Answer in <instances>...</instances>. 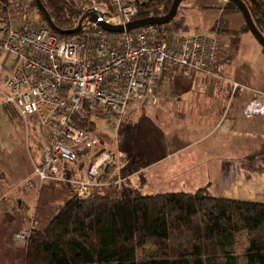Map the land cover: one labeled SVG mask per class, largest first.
Listing matches in <instances>:
<instances>
[{"label": "built area", "instance_id": "built-area-1", "mask_svg": "<svg viewBox=\"0 0 264 264\" xmlns=\"http://www.w3.org/2000/svg\"><path fill=\"white\" fill-rule=\"evenodd\" d=\"M21 1L26 0H0V11ZM106 1L111 10L105 19L124 24L138 12L137 4L148 0ZM26 11L7 10L0 18V92L26 123L35 118L43 132V158L34 169L41 181L60 178V162L72 161L77 148H92L90 133L81 127L88 110L102 114L119 129L129 121L130 102L155 97L164 69L222 77L223 44L217 32L198 27L176 39L174 34L166 36L164 26L114 33L90 21L79 32L63 36L42 20L24 16ZM238 86L234 82L233 90ZM244 112L263 113L264 92L257 91ZM110 160L111 153L102 150L84 178L65 180L77 183V194L87 198L92 179ZM23 184L32 189L29 180ZM38 224L36 216L30 217L28 226L14 234L16 241L24 244Z\"/></svg>", "mask_w": 264, "mask_h": 264}, {"label": "trees", "instance_id": "trees-1", "mask_svg": "<svg viewBox=\"0 0 264 264\" xmlns=\"http://www.w3.org/2000/svg\"><path fill=\"white\" fill-rule=\"evenodd\" d=\"M1 1L7 3V0ZM94 1L101 0L90 2ZM172 2H140L132 19L163 15ZM244 2L264 36V0ZM8 5L0 11V18L7 15V10L23 12L34 7L40 20L47 23L35 0ZM88 9L91 8L77 7L71 0L67 13L49 11L57 26L69 29ZM110 10L109 5L107 12ZM89 22L86 18L83 26ZM159 26L166 27L167 37L174 34L170 22ZM240 32L251 33L245 21ZM260 46L264 52V47ZM179 72L184 76L190 74ZM172 74V70L164 69L161 79L169 80ZM12 110L19 114L14 106ZM97 116L103 117L88 110L81 127L90 133L96 127ZM88 150L79 147L72 161L63 160L60 164L73 163L78 155ZM119 162V153H111V160L95 177L97 181L92 179L93 186L87 198L80 197L78 184L70 182L76 184L72 196L55 210L44 228L32 229L23 244L26 249L24 264H264L263 201L214 195L207 186L193 191L142 193L130 187L128 180L123 181L120 171L114 176ZM46 179L66 181L64 177ZM25 180L32 183L28 178L23 183ZM44 180L39 179L41 184ZM113 185L121 186L117 197L108 192V187Z\"/></svg>", "mask_w": 264, "mask_h": 264}, {"label": "crops", "instance_id": "crops-1", "mask_svg": "<svg viewBox=\"0 0 264 264\" xmlns=\"http://www.w3.org/2000/svg\"><path fill=\"white\" fill-rule=\"evenodd\" d=\"M254 49L258 62L264 67V52L260 46H254ZM229 61H231V57L223 52L221 63H228ZM202 74H198V71H191L188 76H184L179 71H174L169 80H160L154 103L165 106L167 103L165 101H168L170 111H183L193 115V120L201 124L198 126L203 131L201 138L213 136L207 143L204 153H199L196 149L191 150V147L205 139L196 138L188 143L178 145L179 135H186L185 137L190 135L186 132L171 133V130H169V138L145 144L144 147L148 149L145 155H140L137 151L131 155L130 143H139L138 140L130 143H126V141L124 143H111L109 149L101 148V150L119 153L120 162L114 176L120 171L123 181L128 180L127 184L130 187L136 188L142 193L191 191L185 188H189L188 186H191L190 181L197 178L198 181L200 180L199 187L207 186L209 192L214 195L264 202V112L256 113L253 116H247L244 112L247 101L254 98L257 91L264 92V72L250 75V80L245 75L238 80L235 79L236 82L249 88L247 93L241 94L237 92L239 88L232 93L229 90L230 84L227 85L226 81L222 82L223 85H212L211 83L221 80L204 78ZM182 76L189 79L187 81L191 83L192 87H194L196 80L207 81L210 89H205V86H202L201 90H194L192 87V90L181 89ZM230 95H233L232 99ZM236 95L240 96L237 97V102L234 100ZM149 99H152L153 102L151 96H146L138 104L143 106L150 101ZM159 100H163V102H159ZM0 103L2 105L6 103L2 94H0ZM127 109V114L130 117L137 107L131 106ZM15 126L21 131L16 140L22 147L23 144L26 147V143L28 146V140L31 136L29 125H27L26 132H23L21 125L20 127ZM133 127L134 125L124 123L118 131L120 132L121 129L129 130ZM185 131H193V129L188 128ZM37 139H39L38 136ZM229 148H234V151L229 153ZM42 154L43 152L40 157ZM97 154L98 152L95 151L94 153L91 150L85 152L84 155H78L77 159L73 161L78 165L76 171L69 167L72 162H62L60 168L62 173L65 170L64 178H83L88 163L91 161L88 162L83 158L93 159ZM41 160L42 158H40V163ZM200 168H203L204 174H195L196 170ZM11 174L12 176L10 171H3L1 166L0 230L5 228L7 237L4 238L0 235V249L4 250L0 264H5V262L8 264L15 257L25 258L26 249L23 244L16 241L14 234L28 226V218L33 214H30L33 199L37 202L36 211L38 212L40 205H42L40 194L43 192V195H49L45 201L48 220L60 206V201L55 198L65 194L62 183H67L73 189L76 187V184L59 180H53L51 185L41 184L38 176L29 169L16 175H13V172ZM25 178L32 180V184L38 185L39 188L36 189L33 186L31 191L25 190L23 187ZM95 179L97 181V178ZM144 189L148 191H143ZM71 191L73 194L74 190ZM18 206H21V212L18 211ZM12 208L17 211L16 214ZM9 209L11 211L8 214Z\"/></svg>", "mask_w": 264, "mask_h": 264}, {"label": "rangeland", "instance_id": "rangeland-1", "mask_svg": "<svg viewBox=\"0 0 264 264\" xmlns=\"http://www.w3.org/2000/svg\"><path fill=\"white\" fill-rule=\"evenodd\" d=\"M42 1L52 13L57 14L59 12L67 13L68 5L71 0ZM73 3L81 9H84L87 6L89 8L97 7V9L102 12H107L109 6V2L106 0H101L100 2L94 1L93 3H81L80 0H73ZM24 16L31 17L33 20L40 19V14L34 7H29L26 13H24ZM243 21L244 18L242 16V13L240 12L237 5L231 0H183L178 7L175 18L170 22V24L174 29L173 32L176 39L180 38L184 34L190 33L192 30L198 27L201 28L200 30H204L206 32H217L221 36L223 52L231 57V61H229L228 63H221L223 76L215 78L213 76L202 74L200 72H198V74H202L204 78H210L211 80H221L211 83L212 85H223V83L226 81L227 85L230 84L231 89L229 86V90L233 93L234 90L232 84L236 82L235 79L238 80V78H241L243 75H245L246 78L250 80V75L260 74L264 72V67L260 62H258L254 49V46L258 47L260 46V43L250 32H240V27ZM175 71H179V69ZM181 78V89L201 90L200 88L202 86H205V89H210L207 81L196 80L194 82V87H192L191 83L187 81L189 80L188 78H185L183 76ZM239 85L240 87L237 92H239L240 94L248 92L249 88H246L245 85H241L240 83ZM0 94L2 93L0 92ZM230 96L232 99L233 95ZM237 97L239 98L240 96H235V102L238 101ZM149 100L150 101L143 106L138 104L142 100L129 103L128 107H137L136 111L132 113V115H130L129 121L126 123L127 125H134V127L129 130L121 129L119 132L118 128L107 119L101 116H97L95 118L96 127L90 132L93 140V146L88 151L92 150L94 151V153L95 151L99 153L102 151L101 148L109 149L111 143H124V141H126V143H130L131 141L136 142L138 140L139 143H130L132 150L131 155H133V152L135 151L139 152L140 155H145L147 153L146 150H148L144 147L145 144L169 138V130H171V133L180 132L179 134H181L182 132H186L190 135L187 137H185L186 135H179L177 139V141L179 142L178 145H182L186 142L188 143L190 140H195L196 138H201V136L203 135V131L200 127H198L201 126V124L193 120V115H189L183 111H170L168 101H165L167 102L165 106L160 104L156 105V103H154V101L156 100V96L153 98V102L152 99ZM159 102H163V100H159ZM7 104L10 103H5V105H2L0 103V168L2 166L3 171H10L11 176V172H13V175H16L17 173H21L22 171H27V169L31 171L33 170L34 173L35 166L40 165V158H43V154L40 157V154L44 151V148L42 146L43 132L35 118H28V123H26V120L20 114L15 113L12 110L13 105ZM15 125H18L19 127L21 125V127L23 128V132H26L27 125H29L31 136L28 140V146L26 143V147L24 146V144L22 147L19 141L16 140L18 136H20L21 131ZM188 128H192L193 131H185L188 130ZM37 136L39 137V139H37ZM212 137L201 138L200 140H205L196 143L193 147H191V150L196 149L199 153H204L206 151V145ZM23 140H25L24 137ZM229 149V153H231L232 150L234 151V148ZM83 159L87 160L88 162L91 160L88 163V166L94 160V158ZM69 167L73 168L75 171L78 169V165L76 163H71ZM195 174H204L203 168L196 170ZM64 175L65 170L63 173H61L60 178H63ZM199 181L197 178L192 179L190 181L191 186H188L189 188L185 189H190L191 191L197 189L199 187ZM52 182L54 181L50 179H46L43 181L44 184L50 185L52 184ZM62 184L65 190V194L55 198L56 200L60 201L59 208L70 196H72L71 190H73V188L71 186H68L67 183ZM33 186L36 189L39 188L38 185ZM120 190V185H113L111 187H108V192L112 197H117L120 194ZM143 191L148 190L144 189ZM40 197V202L42 205H40V207L38 205L39 209L37 212V202L33 199L30 211V214H33L30 217H32L33 215H37L39 218V224L37 227L44 228L48 224L54 213L52 212L53 214H51V216L47 220V203H45V201L49 198V195H43L42 192L40 194ZM22 206L25 209L24 205ZM17 209L20 212L22 210L20 206H18ZM12 210L14 214L17 213V211H14L13 208ZM10 211L11 210L9 209L8 214ZM6 227L8 228L7 223ZM6 234L7 231L5 228L0 230V235L2 237L6 238ZM3 253L4 250L0 249V260ZM24 259L25 258L22 257H15L13 258V261L9 262L8 264H24Z\"/></svg>", "mask_w": 264, "mask_h": 264}, {"label": "water", "instance_id": "water-1", "mask_svg": "<svg viewBox=\"0 0 264 264\" xmlns=\"http://www.w3.org/2000/svg\"><path fill=\"white\" fill-rule=\"evenodd\" d=\"M182 1L183 0H173L167 13L163 15H154V16H148L144 18L131 19L124 24L122 23L115 24V23L108 22L105 19V15H107L108 12H102L98 10L97 8H91L90 10L88 9L85 12H83V14H81V16L79 17L77 21V24L74 27L69 28V29H64L55 24L51 12L46 7V5L43 3V1L35 0L38 9L42 12L45 18V21L50 25L52 29H54L55 31L63 35H69V34H74V33L79 32L82 29L83 21L86 18L89 21L97 22V24L102 29L109 31V32H114V33H122L124 31H130L135 28L143 27L146 25H164V24L171 22L175 18L178 7ZM231 1H233L237 5L240 12L242 13L244 21L247 24L249 30L251 31L253 36L256 38V40L264 47V36L254 24L250 10L248 6L246 5V3L244 2V0H231Z\"/></svg>", "mask_w": 264, "mask_h": 264}]
</instances>
